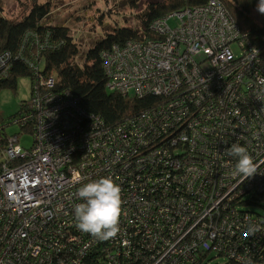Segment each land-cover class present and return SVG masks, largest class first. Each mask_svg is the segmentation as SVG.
Listing matches in <instances>:
<instances>
[{
	"label": "built area",
	"instance_id": "2783aa9c",
	"mask_svg": "<svg viewBox=\"0 0 264 264\" xmlns=\"http://www.w3.org/2000/svg\"><path fill=\"white\" fill-rule=\"evenodd\" d=\"M152 31L103 53L110 90L161 98L127 122L105 126L54 77L36 79L10 123L30 131L33 144L9 136L0 155V264H91L100 240L77 228L74 208L83 202L78 189L105 177L123 200L120 233L103 241L111 264L131 259L135 227L145 232L151 204L175 182L198 200L176 201L172 234L180 238L152 264H200L196 255L211 245L240 264H264V217L232 207L251 192L264 195V49L220 0L158 18ZM233 144L253 156L257 174L232 175ZM246 240L254 255L240 251Z\"/></svg>",
	"mask_w": 264,
	"mask_h": 264
},
{
	"label": "trees",
	"instance_id": "16d2710c",
	"mask_svg": "<svg viewBox=\"0 0 264 264\" xmlns=\"http://www.w3.org/2000/svg\"><path fill=\"white\" fill-rule=\"evenodd\" d=\"M209 1L161 0L149 3L146 10L138 15L136 28L121 24L105 36L99 34L95 44L84 49L82 56H80L82 54L81 45L75 37L70 35L69 30L64 26L54 25L47 19L52 13L49 4L31 0L29 3L31 5L24 7L26 9L20 19L9 18L4 6L0 4V92L4 89L17 91L20 77L30 76L33 89L36 79L52 76L57 80L58 89H70L86 113L98 117L103 125L115 126L127 122L155 106L161 98L153 94L141 97L124 96L110 90L104 69L103 53L112 49L114 45L123 46L130 40L154 38L152 31L154 20L187 7L205 5ZM220 1L225 4L244 33L248 34L250 41L264 49V14L257 11L259 0ZM28 43L34 46V51L26 50ZM26 103L27 101L24 102L23 108ZM10 123H7L0 114V155L9 137L6 129ZM190 193L185 190L183 182H175V187L169 194L160 198L159 201H154L145 219V232L144 226H136L133 231L131 259L122 257L115 264H152L153 261L159 260V257L166 254L180 238L179 235L173 239L172 234V230L179 224L177 216L179 205L176 201L180 197H185L190 200L188 205L193 204V200H198V197L190 196ZM257 197L258 195L251 192L244 196L240 203L232 207L245 213H251L253 216H261L245 208L247 205L259 206L262 199L256 200ZM187 204L185 203L183 209L190 211ZM249 227L250 225L247 226L248 229ZM149 231L150 233L147 234ZM88 235L90 238L93 237ZM249 244H251L249 240L241 241L240 251L249 252L247 248ZM107 249L106 243L98 241L90 253L87 252L90 263L111 264L106 253ZM212 254L227 259V264H240L228 254L226 249L220 252L214 249V245H211L200 256L196 255L197 263L207 264ZM250 255L254 253L249 252ZM170 261L172 264H183L176 257Z\"/></svg>",
	"mask_w": 264,
	"mask_h": 264
},
{
	"label": "rangeland",
	"instance_id": "374dc122",
	"mask_svg": "<svg viewBox=\"0 0 264 264\" xmlns=\"http://www.w3.org/2000/svg\"><path fill=\"white\" fill-rule=\"evenodd\" d=\"M41 4H49L51 14L47 18L54 25L64 26L71 36L75 37L84 49L95 44L98 35L105 36L114 31L117 25H127L130 28L138 26V15L146 10L149 3L161 0H37ZM31 0H0L11 19L21 18ZM31 5V4H29ZM22 11V12H21ZM178 21L173 19L170 26H176ZM28 52L34 51V46L28 43ZM83 53L80 55L82 56ZM32 94L30 76L20 77L17 91L4 89L0 92V114L10 123L24 111V102H29ZM8 136L20 134V143L25 148L33 144V135L18 125L6 129ZM259 206L247 205L245 208L264 216V199ZM227 259L211 255L207 264H227Z\"/></svg>",
	"mask_w": 264,
	"mask_h": 264
},
{
	"label": "clouds",
	"instance_id": "9594fccd",
	"mask_svg": "<svg viewBox=\"0 0 264 264\" xmlns=\"http://www.w3.org/2000/svg\"><path fill=\"white\" fill-rule=\"evenodd\" d=\"M257 11L264 14V0H259ZM227 154L238 158L233 176L245 180L257 174L254 158L245 147L233 144L227 149ZM77 195L83 201L74 208L77 228L101 241L114 239L120 233L123 214L121 187L111 177H105L84 184ZM256 230L250 226L248 232L254 233Z\"/></svg>",
	"mask_w": 264,
	"mask_h": 264
},
{
	"label": "flooded vegetation",
	"instance_id": "af4514ba",
	"mask_svg": "<svg viewBox=\"0 0 264 264\" xmlns=\"http://www.w3.org/2000/svg\"><path fill=\"white\" fill-rule=\"evenodd\" d=\"M10 127V126H9ZM8 127V128H9ZM263 197H264V195H262L261 197H260V199H263ZM262 217H264V216H262ZM261 221L263 222L264 220L261 218Z\"/></svg>",
	"mask_w": 264,
	"mask_h": 264
}]
</instances>
